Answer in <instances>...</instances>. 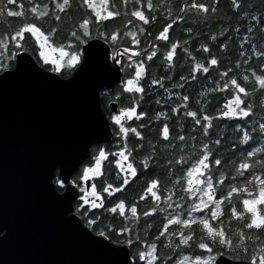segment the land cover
<instances>
[{
  "label": "snow or ice",
  "instance_id": "6c2138e0",
  "mask_svg": "<svg viewBox=\"0 0 264 264\" xmlns=\"http://www.w3.org/2000/svg\"><path fill=\"white\" fill-rule=\"evenodd\" d=\"M160 8L172 17L165 0H0V17L22 21L15 29L0 26V52H9L0 54V79L28 73L58 86L91 83L105 132L88 141L69 171L53 167L50 191L68 202L66 218L85 236L118 254V264H264V0L259 7L229 0L235 26L200 34L185 25L188 39L180 47L171 40L175 22L225 23L217 17L218 0L177 3L175 21H160L158 48L148 29ZM229 32L235 45L219 40ZM142 37L150 47H140ZM201 38L198 48L188 47ZM193 51L207 55L197 60ZM178 52L191 58L181 62L183 74L175 72ZM157 57L166 69L158 77L148 63ZM213 73L222 87L186 90L188 82L194 86ZM225 91L215 117L206 114L208 94ZM148 93L160 96L149 104L166 110L149 114ZM214 119L233 125L216 126ZM109 133L114 140L101 146ZM83 157L88 165L78 170ZM104 162L114 167V182L101 179L98 190L89 182L105 176ZM148 171L153 176L133 199L128 187Z\"/></svg>",
  "mask_w": 264,
  "mask_h": 264
},
{
  "label": "water",
  "instance_id": "95a60500",
  "mask_svg": "<svg viewBox=\"0 0 264 264\" xmlns=\"http://www.w3.org/2000/svg\"><path fill=\"white\" fill-rule=\"evenodd\" d=\"M104 132L89 81L58 86L28 73L0 79V264H118V254L66 218L68 202L55 199L49 183L54 166L69 171Z\"/></svg>",
  "mask_w": 264,
  "mask_h": 264
},
{
  "label": "trees",
  "instance_id": "16d2710c",
  "mask_svg": "<svg viewBox=\"0 0 264 264\" xmlns=\"http://www.w3.org/2000/svg\"><path fill=\"white\" fill-rule=\"evenodd\" d=\"M153 2L156 3V0H153ZM251 2L255 3L257 5V7H259L261 0H251ZM177 3H183V0H165V6L172 8V11H173L172 17L169 18L167 11H165L164 8H160V9H158L160 15L157 16V21L152 22L150 29H148L151 32V35L153 37L152 42L157 43L158 48L160 47L162 42L155 41L154 37H155L157 31L161 27L160 21L162 19H168L170 23H173L175 21V15H176L175 5ZM228 3H229V0H218L217 17L218 18L223 17L225 23H220L219 20L213 21L211 19H209L205 22L207 24V26H205V23H201L199 21L196 24H191V22L187 19H185L184 21L175 22L173 29L171 30V33H170L172 42H177L178 47H180L182 45V41L185 39H188V34L185 31V25H189L191 27L196 28L198 33H200V34H205V33H208L210 31H215L218 33L223 27L227 26V24H231L232 26H235L236 21L230 20L229 16H228V12H227ZM20 23H22L20 18L11 17V18H7V20H6L4 17H0V26L9 25V26H11V28L15 29L17 27V25H19ZM113 23L119 24L120 21L115 20V21H113ZM138 26H143V25L138 24ZM0 31H2V28H0ZM240 35L243 36V32H241ZM225 38L232 41L233 45L236 44V34L235 33L229 32L226 34V36L220 37L219 40L223 41V40H225ZM141 39H142V43L140 45L141 48L150 47V45H147L146 43L143 42L146 39L145 37H142ZM200 43H204L203 38L199 39L195 45H193L192 41H189L188 47L190 49H195V48H198V45ZM29 44L31 46V41L29 42ZM213 51L215 52L216 50L213 49ZM231 51L233 52V55H235V48L231 49ZM29 53H31V51H29ZM0 54H2L3 56H8L9 52L4 51V52H0ZM193 55H195L196 59L199 60L207 54H205V53L197 54L196 51H193ZM177 56H178V59L176 60L177 67L175 69V72L178 74H183L181 71V67H180L181 62L186 64L187 61H189L191 58L184 55L182 52H178ZM137 59H140V57H138ZM148 63L151 65L150 71H151L152 75H154V76L158 77L160 74H163L166 71V69H164L163 67H158V65H160L162 63V60L159 57L155 58L153 61H150ZM231 66L232 65H229V67H231ZM216 83H220V86L222 87L223 81L219 80V78L215 75V73H213L212 76L208 79H205L204 75H201L200 79L196 85L193 86L191 84V82H188L186 90L191 91L192 88L195 87L197 91H203V88H201V85H205L207 87H214ZM153 87L155 88L156 92H158L160 94V96H163V91H162V89H160L159 85L153 86ZM165 87H169V85L166 81H165ZM175 90L180 91V89H175ZM160 96L153 97L152 93H148L145 96V104L143 105V107L145 110H147L149 112V114H151L153 109L161 110L163 108L164 110H166V106H164V105H158V104H155L154 102L151 104L148 103L149 98L158 99V98H160ZM227 97H228V94L226 91L225 92H213L211 94H208V98H209L211 107H209V105H204L205 108L209 109L206 114H210V115H213L215 117V115H216L215 109L217 107H219L220 104L224 100L227 99ZM195 98L201 99L199 96H196ZM173 99H175V97H173ZM101 106L103 109L105 108L104 104H101ZM136 123H139V121H137ZM145 123H147L146 120H145ZM181 123H184L183 119L181 120ZM221 124H224L227 127H232L233 122L227 121V120H221V119H214V125L219 126ZM192 134L196 135L197 138H199L198 132L195 129H193ZM145 135H146V137H148L147 133ZM151 135L154 138L155 133H152ZM112 140H114V137H111L110 141H112ZM104 144L105 143H101V146H103ZM88 160H89V158L80 165L78 170L82 169L85 165H88ZM103 171L105 173V176L103 178H98V179L90 182V184L95 183L98 190L100 189V186H101V179H107L109 182H114L113 176L109 175V173L114 174V172H115L114 167H111L107 162H104ZM73 175H75V173ZM162 175L163 174L161 173V176ZM151 176H153V172L148 171L140 179H137L134 183L131 184L130 187H128L127 194L130 195L134 199L135 194L142 190L143 180L146 179L147 177H151ZM90 184H89V186H90ZM124 195H125V193L119 194V196H121V197H123ZM139 203H140L141 208H144L146 210L145 202H139Z\"/></svg>",
  "mask_w": 264,
  "mask_h": 264
},
{
  "label": "rangeland",
  "instance_id": "374dc122",
  "mask_svg": "<svg viewBox=\"0 0 264 264\" xmlns=\"http://www.w3.org/2000/svg\"><path fill=\"white\" fill-rule=\"evenodd\" d=\"M86 166V165H85Z\"/></svg>",
  "mask_w": 264,
  "mask_h": 264
}]
</instances>
